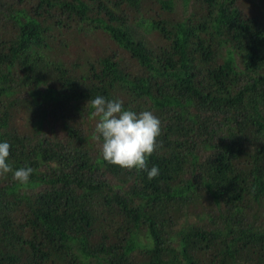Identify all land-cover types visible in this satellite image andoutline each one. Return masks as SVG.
I'll return each instance as SVG.
<instances>
[{
    "label": "trees",
    "instance_id": "obj_1",
    "mask_svg": "<svg viewBox=\"0 0 264 264\" xmlns=\"http://www.w3.org/2000/svg\"><path fill=\"white\" fill-rule=\"evenodd\" d=\"M182 4L0 0V264H264V0ZM96 95L159 118L157 176L100 158Z\"/></svg>",
    "mask_w": 264,
    "mask_h": 264
},
{
    "label": "clouds",
    "instance_id": "obj_2",
    "mask_svg": "<svg viewBox=\"0 0 264 264\" xmlns=\"http://www.w3.org/2000/svg\"><path fill=\"white\" fill-rule=\"evenodd\" d=\"M90 116L96 119L91 139L100 142L99 156L106 163L125 169L142 170L151 180L159 174L158 167L147 166L146 160L156 147L160 121L152 111H133L120 99L96 95L89 102ZM10 145L0 140V175L11 174L21 185L29 182L30 166L13 168L8 161Z\"/></svg>",
    "mask_w": 264,
    "mask_h": 264
},
{
    "label": "rangeland",
    "instance_id": "obj_3",
    "mask_svg": "<svg viewBox=\"0 0 264 264\" xmlns=\"http://www.w3.org/2000/svg\"><path fill=\"white\" fill-rule=\"evenodd\" d=\"M175 3H176V5H175V7H176V9L178 10V11H181V10H185V5H183L182 3H183V0H175ZM81 114H83L81 117H78L77 116V118H74L76 121H79V120H82L83 119V126H84V120H86V123L89 125V126H91V125H93V123H95V118H93V117H91L90 116V114L88 115V117L85 115L84 116V111L81 113ZM51 126L53 127L54 126V124H51ZM48 128V127H47ZM55 129H58V126H57V124L55 125V127H54V130Z\"/></svg>",
    "mask_w": 264,
    "mask_h": 264
}]
</instances>
